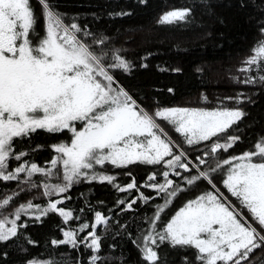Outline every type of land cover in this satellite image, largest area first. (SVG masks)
Wrapping results in <instances>:
<instances>
[{
    "label": "snow or ice",
    "instance_id": "snow-or-ice-1",
    "mask_svg": "<svg viewBox=\"0 0 264 264\" xmlns=\"http://www.w3.org/2000/svg\"><path fill=\"white\" fill-rule=\"evenodd\" d=\"M37 2L44 21L42 31L37 28L39 18L31 0H0V181H20L24 174L22 182L30 188H38L41 185L32 179L35 175L51 179L62 168L63 183L43 182L45 197L68 192L80 178L107 182L117 191L126 192L137 189L134 178L122 187L115 183V176L96 171V166L161 165L163 182H157V173L153 172L147 177L151 183L143 185L153 189L157 196L163 194V203L156 205L148 222L149 230L142 235L143 246L138 245L143 260L157 264V251L150 245L167 241L172 246L195 249V260L200 264H251L253 253L264 249V136L259 137L251 149L221 158L219 153H227L240 141L238 135L229 134V129L246 115L241 109L164 107L151 112L146 110L119 85L113 74V70L127 73L131 69L118 51L108 62L106 52L98 54L92 44L82 38L81 34L87 37L90 32L74 21L66 23L64 14L50 0ZM189 11H169L160 22L184 20ZM261 32L264 33V26ZM104 42L103 39L93 41L94 44ZM245 63L248 67L241 69L244 72L250 71L252 66L264 71V40L257 42ZM259 80L264 82V75H260ZM255 82L252 77L243 81ZM226 99L243 102L239 97ZM158 121L172 126L188 146L207 142L204 149L199 150L201 155L194 157L196 163L189 159V153L180 144L168 137ZM37 130L49 134L67 132L70 142L60 141L50 146L57 154L51 159L50 168L27 161L11 168L10 160L21 161L27 155L24 151L15 152L14 141L30 138ZM208 156L215 159L216 164L205 171L200 166L207 163L204 157ZM180 169L184 173L195 169L196 174L184 176ZM169 170L189 188L198 187L201 182L210 187L187 199L165 220L162 214L167 216L166 209L189 190L170 178ZM217 173L226 176L222 180L223 187L239 207L220 192L213 175ZM17 195L14 192L0 199V209L7 208ZM138 199L147 203L152 198L141 193ZM63 203V199H49L42 207L29 200L10 215L0 216V243L12 240L20 227H26L17 224L22 214L31 213L40 221L56 213L67 223L73 219V211L58 207ZM135 203L136 199L128 202L122 211L131 210ZM123 204L125 200L117 201L118 206ZM110 219L97 211L91 226L88 223L79 226V232L89 227L93 229L83 240L77 239V231L62 229L64 238L54 239L52 244L77 248L90 238L86 246L97 253L101 243L95 229L107 226ZM99 259L93 255L90 264H97ZM27 264L40 262L32 260Z\"/></svg>",
    "mask_w": 264,
    "mask_h": 264
},
{
    "label": "trees",
    "instance_id": "trees-1",
    "mask_svg": "<svg viewBox=\"0 0 264 264\" xmlns=\"http://www.w3.org/2000/svg\"><path fill=\"white\" fill-rule=\"evenodd\" d=\"M31 1L40 6L37 0ZM50 3L64 14L66 23L74 21L91 33L87 37L81 36L98 54L106 52L108 62L118 51L131 65L129 72L113 70V74L119 85L146 110L169 106L241 109L246 115L229 129V134L238 135L240 141L219 156L224 154L223 158H226L249 150L259 137L264 136V82L259 80L264 71L256 66L248 72L241 70L248 67L245 61L252 55L257 42L264 40L261 32L264 0H50ZM181 9L190 10L184 20L160 22L167 12ZM101 39L105 41L103 44L93 43ZM249 77L256 82L243 83ZM227 97H239L243 102L237 103ZM158 123L169 134L167 122ZM60 141L70 142V134L37 130L30 138L17 139L14 141L15 152L24 151L27 155L21 161L10 160V167L27 161L50 168L51 159L57 155L50 146ZM205 143L181 146L191 156L189 159L194 160L195 156L201 155L199 150L204 149ZM204 158L207 163L202 167L215 166L216 160L211 156ZM161 167L139 163L127 168H115L110 164L103 168L96 166V171L115 176V183L120 186L134 178L138 191L119 192L107 182L80 178L68 192L45 197L43 182L63 183L62 168L51 179L35 175L32 179L41 185L38 188L23 183L24 174L20 181H0V199L18 193L7 208L0 209V216L10 215L29 200L44 207L49 199H63L64 203L58 207L73 211V219L67 223L56 213H50L40 221L31 213L22 214L17 224L26 227H20L12 240L0 243V264H27L32 260L40 264H90L93 255L100 257L97 264H147L138 241L149 230V219L156 205L163 203V194L157 196L153 189L143 185L151 183L147 181L151 172H156L157 182L162 183ZM141 193L152 199L145 203L138 199ZM120 199L125 200V204L118 206ZM133 199L136 203L132 209L122 211ZM97 211L111 217L107 226L95 229L100 237L99 252L94 253L86 246L88 240L79 243L77 248L52 244V240L64 238L62 229L77 231V239L83 240L92 228L79 232V226L83 223L91 226ZM156 247L158 261L163 264H200L195 260L193 248L170 246L167 241L157 242ZM250 261L251 264H264V249H257Z\"/></svg>",
    "mask_w": 264,
    "mask_h": 264
},
{
    "label": "rangeland",
    "instance_id": "rangeland-1",
    "mask_svg": "<svg viewBox=\"0 0 264 264\" xmlns=\"http://www.w3.org/2000/svg\"><path fill=\"white\" fill-rule=\"evenodd\" d=\"M31 4H32V6H33V8H34L35 14H36L37 17L39 18V19H38L37 28H38L39 30L42 31V30H43V27H44V21H43V17H42V15H41V7L38 6L36 3L32 2V1H31ZM169 107H179V106H169ZM155 109H157V108H154L153 110H155ZM209 110H211V109H209ZM149 111H150V110H149ZM150 112H151V111H150ZM167 127H168V129H169V134L166 132V129H164V130H165V132L167 133L168 136H170V137L173 138V141H174L175 143L180 144V145H181V144H182V145H183V144L187 145V144L183 141V137H182L179 133H176V132L174 131V128H173L172 126H170L169 124H167ZM174 139H178V140L176 141V140H174ZM187 146H188V145H187ZM241 153H242V152H241ZM241 153H239V154H241ZM237 155H238V154H237ZM55 156H56V155H54L53 158H54ZM189 156H190V155H189ZM223 156H224V154H220V157H221V158H223ZM190 157H191V156H190ZM166 159H167V158H166ZM191 159H192V158H191ZM192 160H193V159H192ZM193 163H196V162L193 160ZM145 166H146V165H145ZM147 166H150V167H153V168H154V167H159V166H161V165H147ZM50 167H51V165H50ZM209 168H210L209 166H207V167H202V166H200V169L205 170V171H207ZM166 170H168V169H166ZM169 171H170V170H169ZM180 171L183 173L184 176H190V175H188L187 173H184L182 169H180ZM150 174H152V172H151ZM193 174H196V170H195V169H194V172H193L191 175H193ZM213 175L215 176V183L217 184V187L220 189V192L223 193V195H224L225 197H227V198H228L233 204H236L237 207H239V204H238V202L236 201V199H235L234 197H232L231 194L228 193L227 190L223 187L222 180H223L224 178H226V176H224V175L221 174V173H217V174H213ZM174 177H175V176L172 175V174H171V171H170V178H172L177 184H180L181 186H183V187H185V188H189V186H187V185L185 184V182H184L182 179L178 180V179H175ZM126 186H127V185L122 186V187H126ZM209 187H210V186L207 185L206 182H201V183L199 184L198 187H193L195 190H192L191 188H189L188 191L182 193L177 199H175V200L173 201V203L169 206V208L166 209L167 216H164V214H162V218H164L165 220H166V219H169L170 216H171L172 214H174V212H175L176 210H178L179 207H181V206L183 205V203L186 202L187 199L194 198L196 195H199V194L202 193L203 191L207 190ZM243 211H244L245 215H247V211H246V210H243ZM92 230H93V229H92ZM158 230H161V229H158ZM145 234H146V233H145ZM158 242H159V241H158ZM87 243H90V238L88 239ZM160 243H161V242H160ZM138 244H139L140 247L143 246V244H142V238L138 241ZM150 246H152V247L154 248V250L157 251V247H156V245H154V246H153V245H150ZM170 246H171V244H170ZM157 254H158V251H157ZM158 260H159V254H158ZM158 260H157V264H163L162 261L159 262ZM166 264H168V263H166Z\"/></svg>",
    "mask_w": 264,
    "mask_h": 264
}]
</instances>
